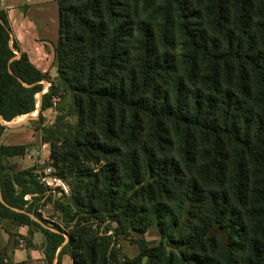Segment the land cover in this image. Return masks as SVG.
<instances>
[{
    "label": "trees",
    "instance_id": "1",
    "mask_svg": "<svg viewBox=\"0 0 264 264\" xmlns=\"http://www.w3.org/2000/svg\"><path fill=\"white\" fill-rule=\"evenodd\" d=\"M150 7L155 26L141 16ZM58 11L57 77L73 94L78 123L54 162L63 178L72 164L105 163L75 171L81 218L64 244L62 232L44 228L25 208L24 196L43 194L44 186L30 170L25 181L3 163L26 146L0 144V195L9 205L0 200V218L27 225L30 234L40 225L46 264L55 256L61 264L64 254L74 264H142L145 257L148 264H264V0H58ZM173 32L183 70L171 78L172 59L156 42L166 46ZM47 78L0 9L3 120L35 111ZM60 90L51 83L40 116ZM4 129L0 122V136ZM171 192L180 196L174 208L159 201ZM186 203L184 233L178 227ZM90 219H111L124 234L157 222L186 263L145 239L136 240V257L121 261L112 235L86 227ZM216 229L227 233L226 243ZM0 264L12 263L0 252Z\"/></svg>",
    "mask_w": 264,
    "mask_h": 264
},
{
    "label": "rangeland",
    "instance_id": "2",
    "mask_svg": "<svg viewBox=\"0 0 264 264\" xmlns=\"http://www.w3.org/2000/svg\"><path fill=\"white\" fill-rule=\"evenodd\" d=\"M153 9L154 7H150L141 14V16L150 20L155 26L159 21V17L155 15ZM49 18L54 22L56 30H54L53 34L57 36L59 33L58 13L57 17L54 18L52 12H49ZM9 22L11 27L15 28L16 23L14 20L9 19ZM52 27L53 24L50 25V28ZM156 44L161 54L167 53L172 59L173 73L170 75L171 78L182 74L183 65L181 62V53L183 50L182 42L178 34L173 32L172 40L170 39L166 46L163 45L160 40H158ZM17 54L19 55L20 53L18 52ZM40 55L42 58L40 60L52 64L50 65L49 71H47L49 78L42 81L43 90L36 95V109L27 115L19 116L9 122L0 119V122L5 126L0 136V144L26 146L23 155L4 157L3 163L8 168L11 175H17L18 178L28 181L30 178L24 173L30 170L32 177L38 181L39 184L44 186L40 182L39 175L43 174L44 169L50 166L52 173L61 177L68 185V193H59L57 190L53 192L44 186L45 191L43 194L35 193L24 196V199L29 201L25 205V208L31 209L32 217L44 228L54 232H62L65 237V244L70 241V234L75 230V224L81 218V214H77L79 210L77 209L78 207L73 197L77 178L75 171L80 168H88L97 171L105 163V160H100L98 164L82 161L76 168L75 164H72L74 169L72 171L68 170L65 173L66 177H62L63 174L61 173V169L56 167L53 155L57 157L59 151L61 154L66 150L69 141L75 140V127L78 123V114L76 113L73 94L70 91L63 90L64 86L57 77V58L55 49H51V45L45 44ZM30 60L35 64L37 62L34 58ZM170 81L172 80L170 79ZM52 82L60 86V95L53 98V107L45 109L42 112V116H40L42 96L49 90ZM248 105H250V102H248ZM45 144L46 146H44ZM174 147L176 148V146ZM174 151L173 149V155ZM153 180L154 178H149L146 183ZM17 189L20 190V187L17 186ZM171 194L173 196L172 199L169 200V196H163L159 201L163 205L174 208L180 196L175 192H171ZM189 209L190 204L186 203L182 214V222L178 227L180 230H183L184 233L189 229ZM11 225L12 223L9 220L0 219V252L6 262H9L11 259L10 255L5 252L2 246H4L3 243L7 236V232L13 230ZM40 225L32 226L31 228L33 229V234L36 232V237L35 234L33 235L30 233L26 236L18 235L16 237V242L19 246L22 245L23 248L29 249L30 247H35L39 251L37 255H41L44 264H46L45 245L47 241ZM85 225L86 227H91L92 230L99 233V235H112L113 244L116 246L118 257L121 261H124L125 258L132 259L136 257L140 252V247L136 243V240L145 239L150 243V246L163 245L167 254L174 253V256L183 259V262L186 263V260L181 254L182 248H177L169 241L167 236L161 234L157 222H153L144 232L133 230L129 227L126 229L127 231L125 234L122 233L123 229L118 228L117 222H113L111 219H107L103 222L90 219ZM57 227H60L61 230ZM214 232L218 233L217 236L222 243L227 242L228 235L225 231L216 229ZM55 259H57L56 256ZM70 261V264H74L72 259ZM65 264H67V262ZM142 264H148L147 257L143 258Z\"/></svg>",
    "mask_w": 264,
    "mask_h": 264
},
{
    "label": "crops",
    "instance_id": "3",
    "mask_svg": "<svg viewBox=\"0 0 264 264\" xmlns=\"http://www.w3.org/2000/svg\"><path fill=\"white\" fill-rule=\"evenodd\" d=\"M0 9L7 13L9 19L16 23L15 28L12 27L13 36L15 37L21 51L26 52L29 58L36 59L35 64L43 72L50 69V65L42 61L41 52L46 45H51V49H55L58 40V35L55 36L54 22L49 18V12H52L53 17H57L58 13V29H59V11L58 0H0ZM53 27L50 28V25ZM56 25V24H55ZM52 31V32H51ZM34 56V57H33ZM54 69V68H53ZM9 220L12 223V229L7 232V236L3 243V249L10 255L12 264H44L41 255L35 247L29 249L18 245L16 237L18 235L29 234L27 225H19L10 218H0ZM35 237L37 236L34 232ZM33 234V235H34ZM32 235V236H33ZM71 256L64 254L61 264H70ZM56 259L54 260V263ZM53 263V264H54Z\"/></svg>",
    "mask_w": 264,
    "mask_h": 264
},
{
    "label": "built area",
    "instance_id": "4",
    "mask_svg": "<svg viewBox=\"0 0 264 264\" xmlns=\"http://www.w3.org/2000/svg\"><path fill=\"white\" fill-rule=\"evenodd\" d=\"M39 178L40 182L50 191L55 192L57 190L59 193H68L69 191L66 182L61 177L54 175L50 166L44 169L43 174H40Z\"/></svg>",
    "mask_w": 264,
    "mask_h": 264
},
{
    "label": "water",
    "instance_id": "5",
    "mask_svg": "<svg viewBox=\"0 0 264 264\" xmlns=\"http://www.w3.org/2000/svg\"><path fill=\"white\" fill-rule=\"evenodd\" d=\"M0 119H1L2 121H4L3 118H2L1 116H0ZM0 200H1V202H3L5 205L9 206L8 204H6V203L4 202V200H3L2 197H1V195H0ZM11 208H12L13 210L20 211V210L14 208V207H11Z\"/></svg>",
    "mask_w": 264,
    "mask_h": 264
}]
</instances>
